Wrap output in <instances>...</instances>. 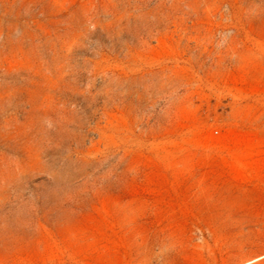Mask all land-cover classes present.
Instances as JSON below:
<instances>
[{
    "label": "rangeland",
    "instance_id": "374dc122",
    "mask_svg": "<svg viewBox=\"0 0 264 264\" xmlns=\"http://www.w3.org/2000/svg\"><path fill=\"white\" fill-rule=\"evenodd\" d=\"M0 264H264V0H0Z\"/></svg>",
    "mask_w": 264,
    "mask_h": 264
}]
</instances>
